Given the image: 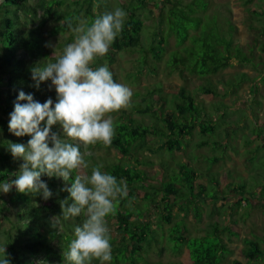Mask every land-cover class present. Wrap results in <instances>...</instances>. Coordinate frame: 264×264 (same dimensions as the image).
Returning a JSON list of instances; mask_svg holds the SVG:
<instances>
[{
    "label": "trees",
    "instance_id": "obj_1",
    "mask_svg": "<svg viewBox=\"0 0 264 264\" xmlns=\"http://www.w3.org/2000/svg\"><path fill=\"white\" fill-rule=\"evenodd\" d=\"M106 2L0 0V180L14 179V173L23 163L19 158L13 159L7 149L8 143L26 144L30 138L28 135L16 137L8 131L9 113L13 110L18 91L32 93L34 99L41 103L48 98L56 99L54 96L44 99L42 96L44 82L40 83L39 88H35L31 79V69L34 66L43 60L55 59L47 52L45 40L50 35L73 27L79 19L90 24L95 17L102 14V12L94 14L95 6L108 9L109 5ZM115 2L117 7L127 12V17L121 34L110 46L107 54L110 61L117 51L138 52L136 61L140 65H143L149 55L153 60L159 61L167 38L173 35L178 45L187 39L190 44L170 53L167 64L171 71L183 67L198 74H205L227 65L229 57L225 53L230 50L231 40L222 39L218 31L214 32L215 28L211 29L209 26L202 28L201 18L194 13L198 9L190 1L187 2L190 12H184L183 8L179 7V0H115ZM151 3L155 8L163 3L159 14H155L146 6ZM141 9L147 12L146 15L140 14ZM149 15L154 21L155 28L149 44L145 45L142 40L144 19L149 18ZM48 21H51V26H47ZM190 29H197L198 32L190 35ZM73 37L65 38L61 47L73 41ZM242 58L247 59L245 56ZM142 70L143 67L137 68V71ZM169 87L176 89L173 98L164 95L162 85L147 90L145 94L135 92L141 100L131 106L130 112L123 110L115 118V135L112 143L107 146L98 143L86 148L81 147L82 151L103 146L113 148L120 154L111 161L103 159L99 161L92 154H85V159L91 162L88 169L80 170L81 173L90 174L93 165L102 164L104 171L110 172L127 184V197L120 200L115 215L107 218L112 222L111 230L118 233V236H111L112 264L122 262L136 264L137 260L143 258L142 253L151 249L152 243L158 244L159 238H165L170 242L174 251L185 246L190 264H220L230 252L227 242L223 240L224 236L227 238L238 236V232L233 230L230 222L226 220L209 222L203 234L189 236L184 221L180 219L173 222L167 233L161 231L157 234L152 231L150 217H144V210L152 203H155L159 210L160 219L156 222L158 227L173 220L174 207H178L184 212L183 215H186L192 206L195 215L200 217L198 201L205 202L210 198L215 202L225 199L229 194V190H224L225 187L209 168L202 169L187 162L186 164L190 166L188 168L181 160L175 162L176 168H173L164 161L158 163L136 154L143 149L156 152L159 149L170 152L180 150L185 146L183 139L191 135L194 128L198 127L202 135H209L208 133L214 130L212 119L201 114L200 109L195 106L194 97L184 87ZM133 111L137 114H147L150 121L144 123L138 120L133 116ZM52 130L59 132V126L54 125ZM153 135L160 140V144L155 148L150 145ZM212 141L214 147H220L219 141ZM212 141L204 137L195 146L211 145ZM262 147L264 142L257 145L256 151ZM260 158L262 160H259V168L256 167L258 173L251 175L249 180L241 178L237 184L231 182L230 186H227L239 195L232 205H240L244 201V205L250 206L254 199L262 202L264 206V154ZM192 159L189 158L191 163ZM210 159L214 162V157ZM147 165L154 167L160 165L163 170H154L152 174H148L142 168ZM41 179L53 193L47 200L42 199L40 193H20L15 188L8 192L7 199L0 193V241L7 243L6 251L11 264H68L64 254L74 237L75 226L82 222L83 217L65 220L61 215L60 201L68 195L66 191L61 190L66 182L46 175H42ZM254 186L257 189L253 190ZM227 219L231 223H236L229 215ZM4 221L7 224H3ZM242 243L245 261L233 260V264H254L257 260H264V244L261 246L264 239L254 235L243 237Z\"/></svg>",
    "mask_w": 264,
    "mask_h": 264
},
{
    "label": "rangeland",
    "instance_id": "obj_2",
    "mask_svg": "<svg viewBox=\"0 0 264 264\" xmlns=\"http://www.w3.org/2000/svg\"><path fill=\"white\" fill-rule=\"evenodd\" d=\"M29 1L34 2V0ZM104 1H107L109 8L101 9L96 4L97 6L93 9L94 14L105 13L117 7L115 0ZM189 1L191 2V0H179V7L183 8L184 12L191 10L190 7H187ZM191 3L198 9L194 13L201 18L202 28L208 26L211 29L215 28L214 32H219L222 39L231 40L230 50L225 53L229 57L225 67L205 74H198L196 71H190L183 67L171 71L167 64L170 53L190 44L187 39L183 44L178 45L173 35L167 38L162 58L159 61L153 60L148 54L146 61L140 65L136 61L138 52L117 51L113 54L112 61L106 55L100 58L97 64L107 63L116 81L126 84L132 89L131 106L141 100L135 92L145 94L147 90L162 85L164 86V95L173 98L172 95L176 89L173 90L169 86L184 87L194 97L195 106L200 109L201 114L212 119L214 125L212 133L202 135L199 133L198 127L194 128L192 134L183 139L185 146L180 150L175 149L170 152L166 149H159L156 152L143 149L136 154L141 158H149L158 163L164 161L173 168H176L174 164L179 160L182 161L181 163L188 162V164L199 166L202 169L209 168L225 187H223L224 190H229L227 197L215 202L210 198L205 202L198 201L200 217L195 215L192 206L186 215H183L184 212L178 207H174L172 209L173 220L164 222L161 227H158L156 223L160 217L155 203H152L143 213L144 217H150L149 223L152 231L157 234L161 231L167 233L173 222L180 219L184 221L189 236L203 234L209 222H225L226 220L228 223L230 222L232 229L238 232V236H229L230 238L224 236L223 240L227 242L230 252L225 255L220 264H233V260L244 262L243 237L257 235L264 239V206L261 204L262 202L254 199L250 206L244 205V201L240 205H232L239 195L238 192L227 188V186L229 187L231 182L237 184L241 178L249 180L251 175L255 172L258 173L259 160H262L260 156L264 154V147L256 151L257 145L264 142V0H193ZM162 5L163 3L160 4V6ZM146 6L155 14L160 13V6L155 8L152 3ZM139 12L142 16L147 13L143 9ZM150 16L144 19L142 40L145 45L149 44V39L155 28L154 21ZM83 21V19H79L68 30L47 37L46 44L52 45V47L47 46V52H50L53 57L62 52L63 47L61 46L64 39L69 36H74L75 39L74 28ZM47 26H51V21L47 22ZM189 32L190 35L196 34L198 30L190 29ZM242 56L247 59H243ZM139 67H143L142 72L137 71ZM43 86L42 96L44 99L48 96L56 98L54 87L51 86L50 81H44ZM55 100L53 101L55 102ZM131 106L110 115L115 120L123 110L130 112ZM132 113L144 123L150 121L147 114H137L135 111ZM204 137L211 141H219L220 147H214L213 141L211 145L195 146ZM158 144H160V140L153 135L150 145L155 148ZM82 152L86 155L92 154L99 161L101 159L111 161L120 155L115 149L103 146L84 149ZM190 157L193 158L192 163L189 160ZM210 157H214V162ZM256 162L258 163L256 164ZM142 168L148 174H152L154 170H163L160 165L157 167L147 165ZM255 189L257 188L254 186L253 190ZM7 194H3L5 199H7ZM229 207L231 209H228ZM228 215L236 223H231L227 219ZM3 224H7V222L4 221ZM108 226L110 235L118 236L117 232L111 230L112 222L109 220ZM159 240L158 244L152 243L151 249L142 253L143 258L137 260L136 264H190L185 246L174 251L171 249V243L165 238H159ZM120 264L129 263L122 262ZM254 264H264V260H257Z\"/></svg>",
    "mask_w": 264,
    "mask_h": 264
},
{
    "label": "clouds",
    "instance_id": "obj_3",
    "mask_svg": "<svg viewBox=\"0 0 264 264\" xmlns=\"http://www.w3.org/2000/svg\"><path fill=\"white\" fill-rule=\"evenodd\" d=\"M126 17L127 12L116 7L90 24L76 26L73 42L65 44L54 60H43L31 69L33 87L50 81L55 102L48 98L41 103L32 93L20 90L9 113L8 131L30 138L26 144L8 143L13 159L23 163L14 179L0 180V193L15 188L20 193H40L47 200L53 193L42 175L66 182L61 190L68 195L60 201L61 215L65 220L83 217L64 254L68 264L113 261L107 218L115 215L120 200L127 197V184L104 171L102 164L93 165L90 174L81 173L90 164L81 147L110 145L115 135L110 114L131 106L132 89L114 79L107 63L97 64L121 34ZM54 125L59 132L52 130ZM6 244L0 241V264H11Z\"/></svg>",
    "mask_w": 264,
    "mask_h": 264
}]
</instances>
